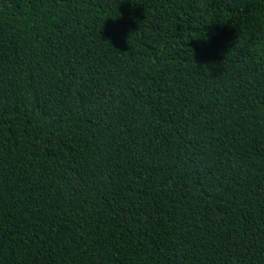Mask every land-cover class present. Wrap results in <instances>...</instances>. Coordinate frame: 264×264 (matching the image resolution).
I'll list each match as a JSON object with an SVG mask.
<instances>
[{
  "label": "trees",
  "instance_id": "trees-1",
  "mask_svg": "<svg viewBox=\"0 0 264 264\" xmlns=\"http://www.w3.org/2000/svg\"><path fill=\"white\" fill-rule=\"evenodd\" d=\"M0 264H264V0H0Z\"/></svg>",
  "mask_w": 264,
  "mask_h": 264
}]
</instances>
